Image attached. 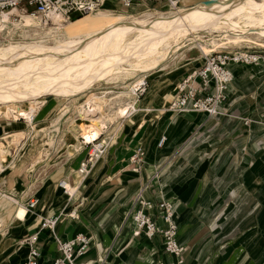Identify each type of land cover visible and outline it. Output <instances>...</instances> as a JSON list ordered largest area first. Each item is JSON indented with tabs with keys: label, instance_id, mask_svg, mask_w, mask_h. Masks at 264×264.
<instances>
[{
	"label": "crops",
	"instance_id": "1",
	"mask_svg": "<svg viewBox=\"0 0 264 264\" xmlns=\"http://www.w3.org/2000/svg\"><path fill=\"white\" fill-rule=\"evenodd\" d=\"M198 1L201 0L180 2L182 6H190ZM102 9L125 15L165 11L161 4L151 2L123 8L107 1ZM246 40L248 43L241 48L260 51L264 56L262 39L252 37L239 42ZM188 52L183 63L175 67L180 69L177 73L165 67L146 77L147 85L139 95L137 112L123 115L127 117L118 123L111 145L84 181L78 183L70 200L65 193L66 199H58L60 179L53 185L54 191L58 190L55 199L50 198V192H45L42 198L36 195L39 203L29 213L37 215L38 223L47 215H59L57 235L67 239L81 232L91 236L94 243L112 246L109 264H179L175 257L164 252L157 239L133 236L127 225L113 244L116 228L123 221L131 197L149 183L143 190L145 199L153 204L167 199L174 204L178 239L186 247L180 264L202 261L206 251L202 249L203 239L230 223L241 221L244 225H236L234 235L225 243H232L238 232L250 236V229L245 227L252 221L255 190L258 186L264 188V62L231 63L233 80L227 98L220 113L208 118L203 113L165 110L177 81L202 64L200 55L187 56ZM162 135L166 140L159 147L157 142ZM137 149H141L142 156L136 163L131 161V156ZM78 163L79 159L75 167ZM137 165L139 168L135 170ZM155 172L158 174L152 178ZM63 178L71 182V178ZM258 198L264 201V197ZM47 204L51 206L45 209ZM71 211L76 218L69 216ZM149 213L162 224L156 207L150 208ZM26 219L18 224L8 222L0 230V264H19L25 258L27 249L20 240L38 228L37 223L32 229ZM8 225H12V231L7 229ZM40 241V264H50L58 254L54 238L44 230ZM96 254V248L92 247L82 259L93 260Z\"/></svg>",
	"mask_w": 264,
	"mask_h": 264
},
{
	"label": "bare ground",
	"instance_id": "2",
	"mask_svg": "<svg viewBox=\"0 0 264 264\" xmlns=\"http://www.w3.org/2000/svg\"><path fill=\"white\" fill-rule=\"evenodd\" d=\"M103 11L105 9H99L69 21L55 17L44 23L40 22L39 15L18 7L0 12V28L10 23V30L19 31L23 39L0 43V118L11 122L23 119L26 127L4 133V137L11 136L8 146L19 150L27 140L45 130L50 149L58 139L68 155L71 151H79L75 129L79 127L81 136L91 141L99 138L106 131L105 126L124 108L137 111L138 90L143 91L146 76L170 64L167 61L172 60L181 47L177 42L180 38H188L186 49L198 48L203 58L204 53L219 44L217 35L211 32L220 31L218 35L232 40L264 36V0H201L190 6L180 4L178 9L169 12L148 10L134 16L113 14L117 24L114 29L110 28L111 24L104 23ZM82 17L93 18L85 20ZM208 32L211 33L209 42H198V34ZM122 75L133 78L121 85L123 90L96 92L90 89L92 92H86L101 80ZM45 94L84 95L85 98L77 104L69 103L45 129L35 120L43 102L40 98ZM103 95L109 99L104 104L97 100ZM23 100L28 102L27 106L17 105ZM69 110L87 122L72 128L66 126L55 139L62 117ZM71 122L73 116L63 120L64 125ZM49 148H44L43 153ZM8 157L9 166H12L16 155L0 147V177ZM77 176L76 172L73 180L65 184L69 200L81 181L80 175ZM27 211L26 204L0 186V230L8 222L23 221Z\"/></svg>",
	"mask_w": 264,
	"mask_h": 264
},
{
	"label": "built area",
	"instance_id": "3",
	"mask_svg": "<svg viewBox=\"0 0 264 264\" xmlns=\"http://www.w3.org/2000/svg\"><path fill=\"white\" fill-rule=\"evenodd\" d=\"M107 1H114L123 8H129L138 4L148 2L161 4L170 10H176L181 0H0V12L18 7L25 12L39 15L44 21L50 22L53 18L69 21L71 14L79 16L102 9ZM78 16V17H79ZM258 61L264 62V56L260 51H253L241 47H222L208 53H204L202 64L177 81L175 92L165 107V110L174 113L195 112L203 113L208 118H213L220 113V107L227 98L233 73L229 68L231 63L249 64ZM147 81L142 83L143 91ZM140 90V88H139ZM142 93V92H141ZM140 93V94H141ZM139 94V95H140ZM111 135L107 138H96L88 141L82 137V144L86 146V153L79 160L77 172L81 182L88 176L93 165L99 160L111 145ZM107 140V141H105ZM166 137L162 135L157 145L160 147ZM141 149H137L131 156L132 162H140ZM139 165L135 168L137 170ZM155 172L152 178L156 177ZM150 179V181L152 180ZM66 178L58 181V186L65 194L70 195L65 184ZM149 182V181H148ZM149 183L144 184L131 197L122 223L116 228L113 244L116 242L125 225L131 227L132 235H143L152 240L157 239L167 254L175 257L177 263H182L186 247L178 239V227L175 220V207L172 201L161 199L153 204L143 196V190ZM39 203V198L33 194L26 202L29 211L34 210ZM156 207L162 224L149 213V209ZM69 216L76 218L74 211ZM59 221V215H47L42 217L36 231L24 236L20 243L27 249L25 258L19 264H40L41 241L40 233L48 230L54 238L57 255L52 258L50 264H109V254L112 246L104 247L94 243L91 236L85 233H77L71 238L64 239L56 234L55 226ZM92 247L96 248L97 254L93 260H83Z\"/></svg>",
	"mask_w": 264,
	"mask_h": 264
},
{
	"label": "rangeland",
	"instance_id": "4",
	"mask_svg": "<svg viewBox=\"0 0 264 264\" xmlns=\"http://www.w3.org/2000/svg\"><path fill=\"white\" fill-rule=\"evenodd\" d=\"M166 12H169L170 9L165 7ZM146 11H143L138 14H142ZM164 12V11H163ZM104 14L106 19H104V23L111 24L110 28L114 29L117 27V24L113 20V14H120L116 12L111 11H103L101 12ZM137 13V12H135ZM122 14V13H121ZM125 15V14H124ZM134 15H128V16H134ZM72 18H77L79 15L76 13L71 14ZM93 17H82V19L90 20ZM40 22H46L41 17L39 18ZM115 23V24H112ZM8 26H4L0 28V43H7L8 41H21L23 40L22 37L19 35V31L15 30L14 32L10 30L12 25L10 23L7 24ZM90 30V28H88ZM213 35H217V38H220L222 36L218 35L220 34V31L211 32ZM208 33H199L198 37L200 40L198 42L205 43V40L209 39ZM203 35V38H202ZM255 38H259L263 40L264 43V36H253ZM252 38V37H250ZM184 39V41H183ZM205 39V40H204ZM244 39L249 38H240L236 40L228 39L225 37L220 38L219 44L214 47L213 50L219 49L222 47H230V48H237L241 47L243 44L248 43L247 40L243 42H239ZM180 40V41H179ZM177 42H180L179 45L181 47L178 49L177 56L175 55L172 60L167 61V63H170L168 66H166V70H170L173 73H177L180 69L175 68L183 63L184 57L186 55V52H188L187 56L189 55H200V60L203 62V58L201 56L200 51L196 47H192L190 49H186V47H189V40L188 38H180ZM182 42V43H181ZM186 45V46H185ZM212 50V51H213ZM210 52V51H208ZM207 52V53H208ZM172 61V62H171ZM181 67V66H180ZM162 70V69H161ZM153 74H148V76H154L157 74V69H154ZM119 77V78H118ZM116 78H111L108 80H101L98 84H96L94 87L89 88L86 92L90 93L92 91L100 92L104 90L113 89L115 91L123 90L121 85H126L129 83L133 78H130V76L122 75L118 76ZM123 83V84H122ZM94 88V89H92ZM90 89L92 91H90ZM143 92V91H142ZM139 92L138 90V99H139ZM76 95L74 96H58L53 94H45L41 96L40 100L43 101L37 111L36 115V122H38L40 125H43L48 128V126L51 123V120L56 118L66 106L69 105V103L77 104L78 102H81L85 96L84 95ZM75 97V99H74ZM172 97L169 96V98L166 100V105L168 104L169 100ZM68 100V101H67ZM70 100H72L70 102ZM97 100L104 104L109 101L107 95H103L100 98H97ZM138 102V101H137ZM137 104V103H136ZM19 106H27L28 102L26 100H23L21 102H18ZM72 107V106H70ZM136 107H138L136 105ZM60 109V110H59ZM130 112H137V111H130L128 108H124L122 113L118 115L116 118L112 120L111 123L105 126V130L101 134V138H107L113 134H115L117 125L120 121L125 119L127 116H123L126 113ZM72 117L73 116V122L69 123V125H64L63 120L66 117ZM76 116V117H75ZM123 116V117H121ZM60 125V131L58 134H56L55 139L58 138L62 130L68 126L69 128L79 125H82L87 122L86 119H83L77 115H73L72 110H69L66 114L63 115ZM0 125H3V131H0V147L6 148L7 153L10 155H16L15 162L12 166H9L10 158H7V161L4 162L5 170L2 173L0 177V183L2 182V178L5 181L4 184L0 185L1 187H4V190L7 194H10L11 196L18 199L19 202H22L23 204H26L29 197L33 194L39 195L40 198L45 196V192L48 194L51 193L52 199H55V195L57 194L54 191V184L63 177L67 176L68 178H71L73 180V174L77 172L76 161L78 159H82L83 156L86 153V146H83L82 144V136H81V130L80 128L75 129V135L77 137V140L79 141V151H71L68 155L66 151L61 147L58 143V139L55 141V145L50 149L49 145H47L46 140L48 139L47 135L45 134V130L39 132L36 136L31 137L32 139H29L25 142V144L17 150L14 146H7L11 136L6 135L4 137V133H11L13 131H18L21 129H25V123L23 119H18L16 121H5V119L0 118ZM8 131V132H7ZM3 133V134H2ZM107 141V140H105ZM8 147V148H7ZM49 148V151L47 153H43L44 148ZM60 147V148H58ZM17 150V151H16ZM16 151V152H15ZM102 158V157H101ZM9 159V160H8ZM77 177H79V174L77 172ZM81 179V177H80ZM52 189V190H51ZM60 192V191H59ZM257 199L256 203L254 205V213L252 215V221L250 222L249 228L250 229V236L248 237L247 232H238L235 236H237L233 242L228 244L225 243L228 241V239L232 236L233 231L235 230V226L241 224L244 225V222H235L234 225L228 224V227H224V229L219 230L218 232L211 233L210 237H206L201 242L202 249L205 253L202 255L203 259L202 261H198L197 264H264V201H260V198L264 197V188L262 186H258L255 190ZM67 196H65L64 192L61 189V192L58 194V199H66ZM51 199V200H52ZM64 201V200H63ZM61 201L59 204L63 203ZM43 206V205H42ZM48 206L50 208L51 205L45 206V209H48ZM52 208V207H51ZM43 213V212H40ZM26 220L29 222L30 225H32V229L36 228L37 225V215H32L29 213V210L27 211ZM13 224H18L17 222ZM231 225V227H230ZM233 226V227H232ZM12 225H8V228L10 231ZM234 235V233H233ZM15 245L17 248H19V241H15Z\"/></svg>",
	"mask_w": 264,
	"mask_h": 264
}]
</instances>
